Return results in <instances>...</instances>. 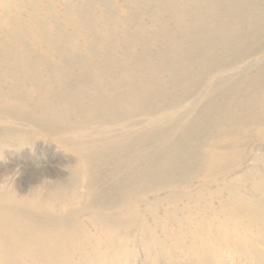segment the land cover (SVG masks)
<instances>
[{
	"label": "rangeland",
	"instance_id": "1",
	"mask_svg": "<svg viewBox=\"0 0 264 264\" xmlns=\"http://www.w3.org/2000/svg\"><path fill=\"white\" fill-rule=\"evenodd\" d=\"M153 1L149 7V0H0V191L27 202L38 190L48 210L36 214L77 226L76 237L87 243L74 260L86 257L88 264H115L91 223L99 215L127 219L113 229L115 243L122 244L114 254L118 264H264V209L240 205L248 199L264 204V131L245 108L235 110L264 88V27L242 41L190 37L176 64L174 44L157 31L163 23L174 29L188 15L176 0ZM219 1L217 11L230 29L253 31L245 0ZM163 43L173 53L156 80L161 64L154 54ZM119 62L129 73L114 71L110 78ZM141 67L163 89L147 95L136 86ZM56 68L67 93L56 85ZM99 77L98 87L106 86L115 107L87 105L102 94L93 88ZM130 89L136 96L125 98ZM58 91L69 111L46 119L38 105L53 102ZM260 111L257 120L264 123V106ZM210 146L230 156L207 170ZM165 156L179 160V170L154 174L153 165Z\"/></svg>",
	"mask_w": 264,
	"mask_h": 264
},
{
	"label": "bare ground",
	"instance_id": "2",
	"mask_svg": "<svg viewBox=\"0 0 264 264\" xmlns=\"http://www.w3.org/2000/svg\"><path fill=\"white\" fill-rule=\"evenodd\" d=\"M149 1H151L149 3V7H151L154 4V1L153 0H149ZM173 1L175 2V0ZM176 1L179 2V4H181L182 7L179 5L181 7V10L185 11L186 15L188 16L180 17L179 18L180 20H177L174 17L175 20H177L176 22H179V24L178 26H174V29L172 30L170 27L166 25V23H163L161 26L162 30L157 31L159 33H161L162 31L164 32L162 40L166 39L167 42L174 44V53L168 48L169 47L168 45H165V43H163L164 48L162 49V51L160 53L154 54L157 60L159 59L158 62L161 64V66L159 65L160 67L153 72L154 75L153 77L156 78V80L157 77L159 78L163 73H165L169 69V66H167L166 62L164 61L166 54L168 55L170 54V52H172L175 55L174 62L176 64L180 63L181 60L185 58V56H183V51L181 48L184 41H187L191 38H192L191 40L194 41L205 40L212 44L218 42L219 43L227 42L232 39L242 41L254 37L255 31L258 30L259 28L262 29L264 27V0L244 1L247 6L246 13L249 15L248 19H250L246 25L253 24V31L245 34L242 33V31L237 26L235 27L232 26V28L230 29L222 21L225 18H223V15H221L217 11L220 2L219 0H210L209 2H206L204 0H176ZM164 3H166V1ZM188 4L190 6V9L187 10L186 7ZM167 7L168 5L166 3L165 9H167ZM176 10H178V8ZM155 37L157 39V35H155ZM101 61L103 62V59H101ZM135 61H137L138 63L141 62V60H137V59H135ZM123 63L124 62L122 63L119 62L118 64H116L115 68L111 69V71L107 70L109 72L108 76L110 78L111 76H114L115 75L113 73L114 71H116V73L124 71L126 74H128L129 73L128 69L120 68V66ZM148 70L149 69H143L142 67L138 70V75L142 76L143 79L139 81L140 85L138 84L136 86L138 87L140 86V88H146L148 92L147 95H151L156 90L163 88H159V84H160L159 81H156L159 82V84L156 85L158 88L150 83V73H148ZM56 72H59L58 75L56 74L58 78L55 79L56 80L55 82L58 89L60 88V93H64V92L67 93L69 91V89H67L69 88V86L65 80L64 75L61 74L60 68H56L55 73ZM100 72L101 71L97 70L99 76L102 75ZM122 78L123 76H121V79ZM102 82H104V80L101 79V77H99V79H97V81L93 84V88H97L102 92V94L94 99H91L88 102L83 100L80 101L78 107L83 106L84 102H87V105L91 107L100 106V105L106 108L115 107V98H113L114 96L110 94L107 95V91L104 90L106 86L103 87L104 84H102V88H99L100 86L98 87V84H101ZM116 82H117V88H121V86H123L124 84V83L122 84L123 82L122 80H116ZM128 82L129 83L127 88H131V82H133L131 78L128 79ZM87 87L90 86H84L83 88H87ZM107 88H111V85ZM129 92L130 93L125 94V98L132 99L133 97L136 96L135 95L136 93H134L133 90ZM60 93L58 91V93L53 94V96H51L53 102H51L50 104L40 102V104L38 105V108H40L41 110L42 116L45 117L46 119L51 117L60 119L66 116L65 109L69 111L68 108L62 107L61 100L64 98L63 96H61ZM258 93L260 94L257 95L256 97L253 95L254 97L252 99L249 100L248 98H244L245 100L241 99V101H239L238 104L236 105L235 110L237 113H239L238 111L242 109L244 111L245 108L246 112L244 114L250 117L249 120L251 121V123L256 124L254 126H257L256 128L259 131H264L261 128V125H263L264 123L261 122L260 120H257L261 115L260 108L262 109V107L264 106V88H262L260 91H257L255 94ZM140 99H142V97H139L138 101H140ZM69 106L72 107V104L69 103ZM236 112L234 114H236ZM234 117H236V115ZM233 118L231 119L232 121L234 120ZM234 125L232 124L231 126L235 128ZM244 125H246V123H244ZM236 126H237V122H236ZM240 126L239 128H241ZM217 127H220V125L218 124ZM193 129L194 128L189 127L186 129L187 131L185 133L186 134L191 133ZM184 156L185 154L179 156L180 161L183 159ZM229 156L230 155H220L216 150H214V146H210V148L205 152L204 164L206 169L212 170L213 167L218 166L221 161H223L226 158H229ZM179 167H180L179 160L175 159L174 157L165 156L163 158H160V160H158L153 165L152 170L154 174L159 175L158 173L163 171L164 172L178 171ZM260 186H261L260 180L253 182V188L255 190L258 189L260 190L261 189ZM233 195L235 194L233 193ZM39 196H40L39 191L36 189L34 191L33 189L31 196L28 198V201L24 202L23 200L14 197L11 193L0 191V264H88L87 263L88 258L86 257H79L74 260L75 250L82 249L83 247L86 246L87 243L84 237L81 239L76 237L77 235L76 232L78 231L77 226L71 224V222L66 221V219H61L59 220L60 222H53L51 220L45 221L44 219L39 217L38 214L36 213L39 212L46 213L48 210L47 204L41 201ZM58 197L59 195H56V198ZM235 200L236 199L234 200L232 199V202L236 203ZM230 202L231 200H229V203ZM229 203L224 204L223 206L224 211L228 207ZM9 204H11L12 206L10 207ZM239 204L237 202L236 205L239 206ZM240 205H242L241 207L243 209H246V211H249L251 209H256L261 211L260 212L261 214H262V210L264 209V204L259 203V201L255 202V200L251 201L248 199L246 203L242 202ZM29 208H32L34 212H30ZM261 214L260 216L262 217ZM126 220L127 219L125 218L106 217L102 215L91 218V223L97 227L99 234L104 236L103 237L104 238L103 241L105 242L104 251H106L105 253L106 255H108L107 257L110 258V262L115 264H118V262L117 263L115 262V256L119 255V252L122 250V244L119 241L115 243L114 237L117 236V231L116 229L115 230L113 229L118 225L124 224ZM110 229H112V233L110 232ZM92 250H93L92 251L93 257L95 258L96 261L100 262V256L97 255L96 249L92 248ZM117 252L118 254L114 256V254ZM117 257L118 256H116V258Z\"/></svg>",
	"mask_w": 264,
	"mask_h": 264
},
{
	"label": "clouds",
	"instance_id": "3",
	"mask_svg": "<svg viewBox=\"0 0 264 264\" xmlns=\"http://www.w3.org/2000/svg\"><path fill=\"white\" fill-rule=\"evenodd\" d=\"M17 175H18V173H17ZM13 178H14V177H13ZM39 184H40V183H38L37 185H35V186H34V187H32V188H36V187H38V186H39Z\"/></svg>",
	"mask_w": 264,
	"mask_h": 264
}]
</instances>
